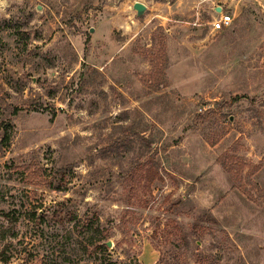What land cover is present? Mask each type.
<instances>
[{
	"label": "rangeland",
	"instance_id": "rangeland-1",
	"mask_svg": "<svg viewBox=\"0 0 264 264\" xmlns=\"http://www.w3.org/2000/svg\"><path fill=\"white\" fill-rule=\"evenodd\" d=\"M4 121L0 264H264V0H0Z\"/></svg>",
	"mask_w": 264,
	"mask_h": 264
},
{
	"label": "trees",
	"instance_id": "trees-1",
	"mask_svg": "<svg viewBox=\"0 0 264 264\" xmlns=\"http://www.w3.org/2000/svg\"><path fill=\"white\" fill-rule=\"evenodd\" d=\"M18 109H16V111H14L13 115H15L18 111ZM0 131H2L3 133V137H2V147L4 149H9L12 145V141L15 135V126L12 122L10 121H4L3 123L0 124ZM44 185L47 187H53V183L52 181H44ZM42 205L39 204H35L34 206L32 205V208H29L28 211H25L24 214H28L29 217H33V218H37L39 217V213H42L40 215L41 218H44L47 216L48 212H50V210H46V209H42L41 208ZM64 213L68 212L69 210H62ZM59 211L58 214H60ZM22 212L23 211H16V210H9L6 211V209H2L0 211V215L2 216V218L6 219L9 222H14L17 221L21 216H22ZM53 213H56V210L53 211ZM70 220L76 219L77 218V214L74 215V213H70ZM95 221V222H93ZM99 221L98 219H86L85 221H80L79 226H81V228L85 229L84 231L86 233H89L91 230H93L94 227H96V229L99 230ZM0 234L2 235L1 237L3 239H6V230L2 229L0 230ZM93 244V243H92ZM98 249H100L101 251H106L107 250V246L106 244H102L98 246ZM8 249H4L1 253H0V260H3V262H8L11 259V255H9L6 251ZM8 254V255H7Z\"/></svg>",
	"mask_w": 264,
	"mask_h": 264
},
{
	"label": "built area",
	"instance_id": "built-area-1",
	"mask_svg": "<svg viewBox=\"0 0 264 264\" xmlns=\"http://www.w3.org/2000/svg\"><path fill=\"white\" fill-rule=\"evenodd\" d=\"M201 3H209L214 0H199ZM219 17L215 18L214 22H212L213 31L219 32L229 29L233 24V17L229 13H225L223 11L218 14Z\"/></svg>",
	"mask_w": 264,
	"mask_h": 264
},
{
	"label": "water",
	"instance_id": "water-1",
	"mask_svg": "<svg viewBox=\"0 0 264 264\" xmlns=\"http://www.w3.org/2000/svg\"><path fill=\"white\" fill-rule=\"evenodd\" d=\"M134 9L137 11L138 16H142L145 13V11L147 10V7L143 3L137 2L134 5ZM220 11H221V9L218 8L217 12H220ZM108 246H111V243H108Z\"/></svg>",
	"mask_w": 264,
	"mask_h": 264
},
{
	"label": "crops",
	"instance_id": "crops-1",
	"mask_svg": "<svg viewBox=\"0 0 264 264\" xmlns=\"http://www.w3.org/2000/svg\"><path fill=\"white\" fill-rule=\"evenodd\" d=\"M218 8H220L221 11L224 10V7H223V6H220V5H217V6L215 5V6H213V9L216 10V11H217ZM221 11H220V12H221Z\"/></svg>",
	"mask_w": 264,
	"mask_h": 264
}]
</instances>
